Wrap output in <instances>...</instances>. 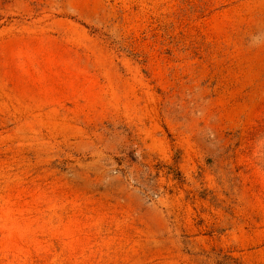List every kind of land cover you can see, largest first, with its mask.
<instances>
[{
	"label": "rangeland",
	"instance_id": "rangeland-1",
	"mask_svg": "<svg viewBox=\"0 0 264 264\" xmlns=\"http://www.w3.org/2000/svg\"><path fill=\"white\" fill-rule=\"evenodd\" d=\"M0 264H264V0H0Z\"/></svg>",
	"mask_w": 264,
	"mask_h": 264
}]
</instances>
